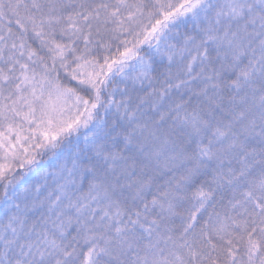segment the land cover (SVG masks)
I'll list each match as a JSON object with an SVG mask.
<instances>
[{
	"label": "snow or ice",
	"instance_id": "6c2138e0",
	"mask_svg": "<svg viewBox=\"0 0 264 264\" xmlns=\"http://www.w3.org/2000/svg\"><path fill=\"white\" fill-rule=\"evenodd\" d=\"M0 264H264V0H0Z\"/></svg>",
	"mask_w": 264,
	"mask_h": 264
}]
</instances>
